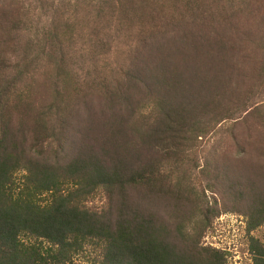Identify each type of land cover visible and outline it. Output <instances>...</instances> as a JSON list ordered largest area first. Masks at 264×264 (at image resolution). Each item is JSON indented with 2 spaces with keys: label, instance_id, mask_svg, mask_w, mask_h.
<instances>
[{
  "label": "rangeland",
  "instance_id": "obj_1",
  "mask_svg": "<svg viewBox=\"0 0 264 264\" xmlns=\"http://www.w3.org/2000/svg\"><path fill=\"white\" fill-rule=\"evenodd\" d=\"M62 1L0 0V62L6 65L0 66V90L17 75L9 59L15 64L20 58L26 74L17 89L31 113L24 118L26 124L32 126L30 120H36L39 112L52 114L53 121L61 113H71V130L62 140L66 152L106 139L120 157L134 161L136 168L153 166L145 173L147 179L129 190L131 201L170 224L175 223L171 214L176 200L170 202L164 193L176 192L178 184L184 190L190 187L193 202L202 201L217 210L202 244L225 252L227 264H254L251 237L264 245V224L248 231L250 197L264 198V0H102L104 15L99 0H76V36L74 44L66 42L65 48L74 63L69 61L63 73L77 83L75 91L69 90L63 78L58 79V50L53 48L55 55H51L50 32ZM173 23L179 24L178 31ZM15 25L18 29L14 31ZM32 28L36 31L31 32ZM45 35L49 43L42 51ZM135 56L142 62L134 64ZM158 56L168 69L165 75L181 78L175 89L183 87V96L174 95L173 105L186 100L196 106L211 98L222 100L221 106L233 114L214 116L209 110L196 119L200 128H179V132L160 135L158 142L146 128L156 124L155 117L141 122L159 101L156 87H150L154 82H144L143 77L127 80L135 66L145 67ZM27 83L33 86L32 101L25 98ZM172 85L166 90H172ZM127 88L129 100L122 102L118 90ZM9 96H0V134L9 118L17 132L23 119L20 112H25L16 109L15 97ZM54 98L61 104L50 109ZM53 134L62 139V130L54 133L50 129L44 136L42 132L28 134L27 146L36 145L37 137L43 143ZM239 192L247 197L240 198ZM107 199L106 192H98L89 205L107 209ZM184 210L192 206L185 205ZM191 230L192 224H187V231ZM101 253L90 247L73 264H100Z\"/></svg>",
  "mask_w": 264,
  "mask_h": 264
},
{
  "label": "trees",
  "instance_id": "obj_2",
  "mask_svg": "<svg viewBox=\"0 0 264 264\" xmlns=\"http://www.w3.org/2000/svg\"><path fill=\"white\" fill-rule=\"evenodd\" d=\"M75 1L63 0L59 3L57 23L54 22L50 32L51 55H55L53 48L60 54L59 59L55 56L58 79L63 78L69 90L74 91L77 83L72 82L70 74L63 77V73L69 61L74 63L73 56L67 58L65 48L66 42L74 44L76 36L73 29L77 16L73 12ZM99 8L104 15L102 0H99ZM174 25V31H178L179 24ZM17 29L15 25L13 30ZM24 30L30 32L28 27ZM34 31L36 29L32 28L31 32ZM157 32L160 34L162 30L158 29ZM43 41L46 47L41 48L42 51L47 48L49 37L45 35ZM70 48L72 50L71 45ZM132 59L134 64L141 61L137 56ZM162 62L158 56L150 60L147 66H135L137 69L127 73V80L143 77L144 82L146 79L154 82L150 87H156L159 101L146 114L148 118L145 116L141 122L144 124L155 117L156 124L146 128L155 134L158 142L162 140L160 135L179 132V128L185 129L189 125L200 128L201 122L196 119L210 113L209 110L214 111V116L233 114L230 108L221 106L222 100L213 101L211 98L196 106L188 104L186 100L173 105L174 95L175 98L183 96V87L175 89L180 85L181 78L165 75L168 69ZM0 63L1 67L5 65L3 61ZM9 63L17 75L5 82L0 96L4 93L9 97L14 96L16 109L24 108L25 112H20L23 119L17 132L9 118L0 134V264H73L90 247L102 251L100 264H227L225 252L202 244L206 230L210 228L213 218L217 217V210L211 204L193 202V189L189 187L184 190L183 185L178 184L176 192H162L170 202L174 198L176 200L172 202L176 209L171 214L175 223L170 224L155 212L136 207L131 201L129 190L145 181L153 166L145 165L142 170L136 168L134 161L120 157L106 139L76 145L66 152L62 140L67 139L65 137L71 130V113H61L53 121L55 116L50 117L52 114L39 112L36 120H30L32 126L26 124L24 118L31 113L17 89L20 87L17 83L26 74L23 61L17 58L14 64L9 59ZM216 83L220 84L218 80ZM28 84L23 86L25 98L32 101L30 94L33 86ZM172 84L174 94H170L172 90H166ZM124 85H129V82L120 87ZM118 93L122 102L129 100L131 92L128 88L118 90ZM58 100L54 98L50 109L61 104ZM126 104L128 107L132 105ZM50 129L54 133L62 130V139L57 140L53 134L44 138L43 144L37 137L36 145L27 146L28 134L37 136L42 132L44 136V132ZM20 137L21 141H18ZM55 141L58 142L57 147L54 146ZM103 191L108 196V208L95 210L89 203L98 192ZM239 197L246 198L247 195L239 192ZM250 199L253 206L248 213L249 233L264 224L263 196ZM185 205L192 206V210H184ZM187 224H192L191 232L187 231ZM250 240L253 263L264 264V245L254 237Z\"/></svg>",
  "mask_w": 264,
  "mask_h": 264
}]
</instances>
